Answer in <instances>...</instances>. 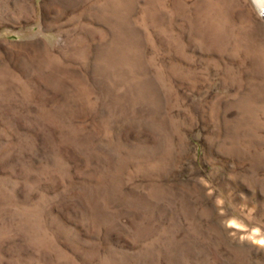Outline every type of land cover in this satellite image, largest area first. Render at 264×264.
<instances>
[{
    "label": "rangeland",
    "instance_id": "1",
    "mask_svg": "<svg viewBox=\"0 0 264 264\" xmlns=\"http://www.w3.org/2000/svg\"><path fill=\"white\" fill-rule=\"evenodd\" d=\"M263 13L0 0V264H264Z\"/></svg>",
    "mask_w": 264,
    "mask_h": 264
},
{
    "label": "bare ground",
    "instance_id": "2",
    "mask_svg": "<svg viewBox=\"0 0 264 264\" xmlns=\"http://www.w3.org/2000/svg\"><path fill=\"white\" fill-rule=\"evenodd\" d=\"M252 1L259 8V10H261V12H264V0H252Z\"/></svg>",
    "mask_w": 264,
    "mask_h": 264
}]
</instances>
